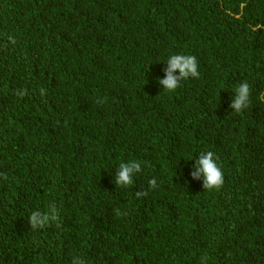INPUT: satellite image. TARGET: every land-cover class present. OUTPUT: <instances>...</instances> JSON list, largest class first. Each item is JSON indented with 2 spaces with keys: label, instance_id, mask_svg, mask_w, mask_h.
Returning <instances> with one entry per match:
<instances>
[{
  "label": "trees",
  "instance_id": "trees-1",
  "mask_svg": "<svg viewBox=\"0 0 264 264\" xmlns=\"http://www.w3.org/2000/svg\"><path fill=\"white\" fill-rule=\"evenodd\" d=\"M81 262L264 264V0H0V264Z\"/></svg>",
  "mask_w": 264,
  "mask_h": 264
},
{
  "label": "clouds",
  "instance_id": "clouds-1",
  "mask_svg": "<svg viewBox=\"0 0 264 264\" xmlns=\"http://www.w3.org/2000/svg\"><path fill=\"white\" fill-rule=\"evenodd\" d=\"M167 68L164 69L166 72V78L160 79L159 83L164 86L167 90H174L177 88L179 81L187 79L189 76L198 77L199 72L197 68L196 57L192 55L174 54L167 59ZM179 75H175L176 72ZM236 96L230 105L236 112H240L243 108H246L249 103L250 88L247 82L241 83L236 88ZM43 94V89L41 90ZM23 94V93H21ZM197 171L193 173V176H200L203 174L205 189L219 188L223 184V173L218 167L216 160L214 159V153L212 151L201 152L199 157L196 159ZM140 163L133 161L119 165L118 175L115 183L119 186H127L133 183V173L139 171ZM149 186L154 187L156 184L155 179L149 180ZM144 192H138L136 195H144ZM58 210L56 208L51 209V215L48 212L41 214L39 210L33 211L29 217L33 229L38 225L44 227L49 224V221H57ZM59 226V225H58ZM206 260V257L202 258ZM82 264V262H81Z\"/></svg>",
  "mask_w": 264,
  "mask_h": 264
}]
</instances>
